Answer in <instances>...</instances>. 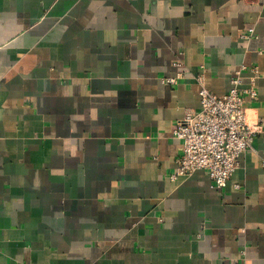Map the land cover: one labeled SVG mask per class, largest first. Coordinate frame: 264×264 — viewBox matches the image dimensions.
Listing matches in <instances>:
<instances>
[{
    "label": "crops",
    "instance_id": "obj_1",
    "mask_svg": "<svg viewBox=\"0 0 264 264\" xmlns=\"http://www.w3.org/2000/svg\"><path fill=\"white\" fill-rule=\"evenodd\" d=\"M243 67L264 130V0H0V264H264V133L170 178L196 77Z\"/></svg>",
    "mask_w": 264,
    "mask_h": 264
},
{
    "label": "built area",
    "instance_id": "obj_2",
    "mask_svg": "<svg viewBox=\"0 0 264 264\" xmlns=\"http://www.w3.org/2000/svg\"><path fill=\"white\" fill-rule=\"evenodd\" d=\"M174 66L178 70L176 76L164 79L170 85L189 76L182 62L176 61ZM246 72L250 73L251 86L243 88ZM257 77L256 67H243L231 78L228 91L221 96L205 87L202 74L196 77L200 85L199 108L187 109L172 134L173 139L181 143L182 150L170 176L172 180L204 170L212 187H226L238 167L239 156L252 148L256 136L264 133L261 125L252 123L247 117L246 100L257 98L254 89Z\"/></svg>",
    "mask_w": 264,
    "mask_h": 264
}]
</instances>
